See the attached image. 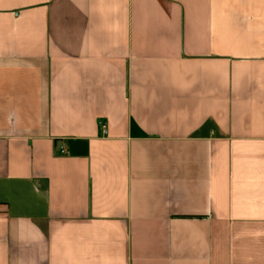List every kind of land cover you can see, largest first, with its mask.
I'll return each mask as SVG.
<instances>
[{"label":"crops","instance_id":"crops-1","mask_svg":"<svg viewBox=\"0 0 264 264\" xmlns=\"http://www.w3.org/2000/svg\"><path fill=\"white\" fill-rule=\"evenodd\" d=\"M0 264H264V0H0Z\"/></svg>","mask_w":264,"mask_h":264}]
</instances>
